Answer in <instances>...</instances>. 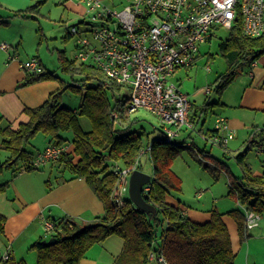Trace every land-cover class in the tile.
Here are the masks:
<instances>
[{
  "label": "trees",
  "instance_id": "obj_1",
  "mask_svg": "<svg viewBox=\"0 0 264 264\" xmlns=\"http://www.w3.org/2000/svg\"><path fill=\"white\" fill-rule=\"evenodd\" d=\"M41 3L37 2L28 10L16 11L13 15L26 16L34 9L37 11ZM0 23L7 21L0 20ZM228 31L227 38L219 43L227 67L214 81L218 95L236 78L237 67L241 63H251L264 53V33L255 38L248 37L243 34L240 24ZM58 60L59 67L70 75L73 83L52 91L41 104L26 107L24 113L28 119L16 128L9 124L0 125L1 146L9 152L5 160H0V171L11 168L19 160L24 162V170L36 169L31 165L34 155L25 147L29 139L37 132H42L49 136L50 144L62 145L67 139L60 132L70 131L73 150L63 154L57 161L63 163L72 177L85 179L102 201L104 212L82 227L66 218L60 222L53 221L56 231L50 237L56 240L53 244L39 240L32 246L37 252L35 264H80L93 244L111 235H117L123 241L122 250L114 264H234V254L221 212L212 210L207 221L195 222L178 206L166 202L165 197L170 191L179 190V178L171 169L172 160L182 150L192 147L185 145L184 141L178 143L174 139H167L160 126L154 129L162 135L151 139L145 135L147 141H143L145 132L133 127L136 120L130 118L131 114L119 111V120L114 122L112 118V112L118 110L119 104L123 102L120 94L122 85L109 79L91 63H76L68 59L64 51H59ZM51 78L55 76L48 71L27 72L23 85ZM67 88L81 96L76 109L61 105L59 96ZM110 98L114 100L113 104ZM217 103H205L200 113L206 115L211 106ZM198 116V113H190L195 126L199 122ZM81 117L89 119L88 130L82 127ZM203 121L199 123L201 127L198 130L213 132V128L207 131L202 129L205 119ZM259 135L264 141V129L259 131ZM148 145L153 172L148 183L149 189L143 190L142 194L148 203L155 206L154 214L136 209L130 200H123V204L117 206L111 199L116 181L114 166H131L140 157V151ZM261 146L264 148V142ZM248 149L235 155L242 175L230 179L228 195L240 207L253 210L262 218L264 175L251 174L248 164L244 162ZM6 185L0 183V192L4 191ZM228 213L235 219L238 233L244 238L247 233L244 211L236 208ZM4 222L5 217L0 214V232ZM160 257L165 263L159 261ZM2 264L26 263L10 256Z\"/></svg>",
  "mask_w": 264,
  "mask_h": 264
},
{
  "label": "built area",
  "instance_id": "obj_2",
  "mask_svg": "<svg viewBox=\"0 0 264 264\" xmlns=\"http://www.w3.org/2000/svg\"><path fill=\"white\" fill-rule=\"evenodd\" d=\"M84 6L83 27L73 26L69 34L74 37V60L91 63L109 79L129 91L118 110L112 112L114 122L119 111L133 113L143 108L156 116L167 139H175L182 132L195 133L225 149L235 132L227 118L216 115L213 132L199 131L190 117V102L173 80L178 67L194 63L199 45L211 38L218 28L229 30L240 24L244 35L258 37L264 33V0H125L122 8L113 9L102 0H73ZM1 49H8L5 42ZM27 72H43L36 57L19 64ZM209 70V66H206ZM206 88L205 92H209ZM185 142V141H184ZM185 145L192 147V143ZM68 144H48L32 161L39 168L57 161L67 153ZM150 146L140 151L149 152ZM258 152H264L260 145ZM139 157L131 166L115 165L116 181L111 199L117 206L123 204L127 193L128 177L138 169ZM148 183L143 190H148ZM246 230L257 227L261 215L245 209ZM45 229L52 234L56 224L43 220ZM6 252L2 259L6 260ZM159 261L165 263L162 257Z\"/></svg>",
  "mask_w": 264,
  "mask_h": 264
},
{
  "label": "crops",
  "instance_id": "obj_3",
  "mask_svg": "<svg viewBox=\"0 0 264 264\" xmlns=\"http://www.w3.org/2000/svg\"><path fill=\"white\" fill-rule=\"evenodd\" d=\"M45 1L46 0H0V20L7 21V23H0V25L7 26L15 19L37 21V18L40 17L39 15L43 14L41 9L44 7ZM102 1L108 4L114 0ZM37 2H42L38 10L36 9L37 11L34 9L30 11V13L25 14L26 16L13 15L16 11L28 10L30 6ZM57 2L61 3L60 0ZM63 4L65 9H67L70 14L72 13L75 15L80 22L84 20L83 4L73 0H64ZM83 26L84 25L81 27ZM40 30L39 28V32H37L36 28L33 27V30L30 31L33 37L29 38V42L36 45L42 41L41 37L43 36V32ZM68 35L70 36L69 32ZM23 39L24 37L21 35L20 31L16 36L0 35V43L4 41L5 43L9 42L8 49L4 50L0 48V125L9 124L12 128H16L20 123L27 121L28 117L24 113L26 107L37 106L36 97L32 90V87L37 82L23 85L27 71L21 69L19 66L21 61L30 57H35V55H30L22 59L18 45ZM16 40H18L17 45H13ZM10 47H12V49H10ZM40 63L43 70L47 71L41 60ZM245 66L244 71L242 69V72L238 73L236 78L223 89L221 94L218 95L217 100L212 101L218 103L211 106V110L214 109V111H211L214 116H225L229 127L235 132V136L230 140L228 146L225 149L222 148L223 154H231L234 158L235 155L244 152L250 146L256 148V154H258V156L264 154V152L261 153L257 150L264 142L259 135V131L264 129V53L251 63L245 62ZM182 67L184 66L178 67L175 70L173 78ZM205 93L207 94V92ZM198 94L199 92H195L193 97L198 96ZM194 108L195 105L191 101L190 113L196 112ZM200 109L201 107L199 110ZM202 116L203 114L197 117L199 120L195 126L197 129L201 127L199 124L201 120H204ZM205 124L206 123L202 125L203 130L207 131L212 129V127H205ZM192 134L193 133L182 132L181 135L174 140L175 142L181 143L182 141H186L187 137L192 138ZM65 143L68 144V142ZM48 144H50L49 136L42 149L38 150L37 153L42 151ZM68 145L69 149L67 153L73 150L72 144L70 143ZM201 150H203L201 153L205 156H211L209 151L205 150V147L200 149L199 152ZM190 151L195 154L194 149ZM143 155H145L144 162L141 159ZM246 157L247 154L244 162L248 164L251 174L264 175V158H260L259 160L260 167L253 169ZM74 159H76V157H74ZM216 161L219 162L218 159H216ZM148 162L151 164L152 168L149 152L141 154L139 157L138 169L152 176L153 169L150 173L143 169L144 164ZM204 164V166H211L209 163ZM47 165H50V170L42 171L41 168ZM119 165L123 166L122 164ZM53 168L56 169V176L54 177L52 175ZM64 168L63 163L60 161H50L39 168L31 169V171H19L18 175L14 178L10 177L9 182H5L7 184L5 189L0 192V214L5 217L3 230L0 232V264H2V257L6 252H9L10 256L16 261L23 260L26 264H35L37 261V252L32 246L37 241L46 240L51 236L45 229L43 223L45 219L60 222L62 219L66 218L72 220L77 226L82 227L91 222L95 216L104 212L102 201L91 190L85 179L72 177L71 172H69V175L65 176L63 173L67 170ZM234 176L236 175H232V177ZM52 177L55 178L53 181ZM167 197L166 195L165 199L166 202L169 203ZM237 205H239V203ZM241 208L243 211L246 209L244 206ZM182 212L191 220L194 218L193 221L198 220L200 217L195 213H191L190 217L187 211L182 210ZM107 239L112 241L110 242V246H108L107 243L106 245L111 256L110 259L114 261L122 250L123 241L120 237L116 239L113 238V236H109L99 243H104ZM251 240L248 241L249 243L246 251L243 246H240L238 252L239 254L241 253V256L237 264H251L250 256L253 255L250 254ZM101 254L102 252L98 251L94 257H85L81 260L80 264L112 263L109 260L102 259L100 257ZM107 261H109V263H107Z\"/></svg>",
  "mask_w": 264,
  "mask_h": 264
},
{
  "label": "rangeland",
  "instance_id": "obj_4",
  "mask_svg": "<svg viewBox=\"0 0 264 264\" xmlns=\"http://www.w3.org/2000/svg\"><path fill=\"white\" fill-rule=\"evenodd\" d=\"M57 1L58 0H46L44 7L41 9L43 16L40 14L37 21L15 19L7 26L0 25V35L16 36L19 31L21 35H23L24 39L18 45L22 59L30 55H35L39 61L41 60L46 70L49 73H53L55 76V78L37 81L32 87L36 97V105L41 104L52 91L73 83L70 75L63 72L59 67L58 56L59 51H64L68 59L74 60V37L71 35L69 36L68 32L73 26L81 27L83 22H80L75 15L72 13L70 14L68 10L65 9L63 4L64 0H60L61 3ZM125 3V0H114L107 5L113 7V9L119 10ZM33 27L36 28L37 32H39V28L41 29L40 31L43 32V36L41 37L42 41L36 45L29 42V38L33 37V34L30 33ZM228 33L229 31L227 29H216L209 40L199 45L198 56L192 66L180 68L173 78L179 89L187 94L189 101H192L195 105V113H198V115L203 114L202 119H205V127L213 128L215 116L211 111H214V109L208 110L205 115L204 113L199 114V108H202L205 103H211L218 98V93L214 88V81L217 76L225 72L227 67L221 55L219 43L221 40L227 38ZM17 41L18 40H16L13 45H17ZM6 43L9 44V42ZM10 49H12V47H10ZM75 62L79 63L76 60ZM206 66H209V70L206 69ZM245 67V63H241L237 67L238 73L242 72V69L244 71ZM206 88L211 89L207 94L205 93ZM195 92H199V94L193 97ZM120 94L124 101L128 97L129 91L122 88ZM59 97L61 105L71 109H76L81 100L80 94L69 88L65 89ZM110 103H114L112 98H110ZM130 118L136 120L133 123L134 128L138 130L141 129L145 132L143 141H147V137L151 139L152 137L162 135L161 132L154 129L159 126L158 118L147 110L139 108L131 113ZM80 122L85 130L90 128V121L86 117H81ZM60 134L67 139L68 144L71 143L72 133L70 131H61ZM191 137L193 140L187 137L185 142L186 144L193 143L192 149L188 148L187 150H182L172 160L171 169L179 178V190H172L167 194L169 203L187 211L190 217L191 213L197 214L200 217L198 220L194 221L198 222L207 221L210 218L212 210L221 212L222 220L226 225L231 249L234 254V264H237L238 260H240L241 253L239 254L238 252L240 246H243L246 251L249 243L248 241L251 239L250 254L253 255L250 256V263L264 264V236H262L264 235V216L260 220L259 225L245 233L244 238H242L238 233L235 219L228 213L230 210L241 208L237 205L238 203L228 195L229 179L232 175H242L240 165L233 155L228 153L223 154L222 148L218 145L211 144L210 141L195 133H193ZM47 138L48 136L44 133L37 132L29 139L25 147L35 155L38 150L42 149ZM1 140L2 136L0 135V160H5L9 152L6 148L1 146ZM203 147H205L206 151H209L211 156H205L203 153L199 152ZM193 149L195 154L190 151ZM144 158L145 155L141 156L143 162ZM215 158L218 159L219 162H217ZM246 158L253 169H257V167H260L259 160L260 158H264V154L258 156V154H256V148L250 146ZM204 163H209L211 166H204ZM108 165L111 166V163L108 162ZM24 168V162L19 160L11 168L3 169L0 171V183L9 182L10 177L14 178L18 175V172L24 170ZM50 168V165H47L41 168V170L49 171ZM143 169L150 173L152 170L151 164L149 162L144 164ZM66 170L67 171L63 173L65 176L69 175L70 172L68 169ZM55 172L56 169L53 168V177L56 176ZM53 177L52 181L55 179ZM123 199L125 201L129 200L128 192L123 196ZM111 236L116 239L119 238L117 235ZM110 242L112 241L107 239L104 243L93 244L86 251L82 259L85 257H94V255L100 251L102 252L100 256L102 259L109 260L112 262L110 264H114V261L110 259L111 256L106 245L107 243L108 246H110ZM109 261H107V263H109Z\"/></svg>",
  "mask_w": 264,
  "mask_h": 264
},
{
  "label": "water",
  "instance_id": "obj_5",
  "mask_svg": "<svg viewBox=\"0 0 264 264\" xmlns=\"http://www.w3.org/2000/svg\"><path fill=\"white\" fill-rule=\"evenodd\" d=\"M151 175L147 174L139 169L133 170L128 177V196L129 200L134 204L136 209H139L145 213L154 214L156 211L155 206L148 203L143 197V186L150 182ZM54 237H50L48 240H42V243L53 244L55 242Z\"/></svg>",
  "mask_w": 264,
  "mask_h": 264
}]
</instances>
